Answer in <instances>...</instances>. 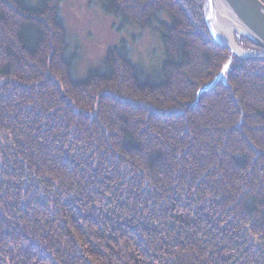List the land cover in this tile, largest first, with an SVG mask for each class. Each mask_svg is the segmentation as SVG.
Returning a JSON list of instances; mask_svg holds the SVG:
<instances>
[{
    "label": "trees",
    "instance_id": "trees-1",
    "mask_svg": "<svg viewBox=\"0 0 264 264\" xmlns=\"http://www.w3.org/2000/svg\"><path fill=\"white\" fill-rule=\"evenodd\" d=\"M61 1L0 0V264H264V61L196 104L231 53L208 0H98L164 60L75 79Z\"/></svg>",
    "mask_w": 264,
    "mask_h": 264
},
{
    "label": "rangeland",
    "instance_id": "rangeland-1",
    "mask_svg": "<svg viewBox=\"0 0 264 264\" xmlns=\"http://www.w3.org/2000/svg\"><path fill=\"white\" fill-rule=\"evenodd\" d=\"M18 1L38 8L42 0ZM60 14L67 27L68 55L73 60L75 79L85 78L92 69H102L111 46L125 47L137 66L153 79L158 78L165 54L156 31L121 23L104 13L98 0H62ZM4 79L0 76V83Z\"/></svg>",
    "mask_w": 264,
    "mask_h": 264
},
{
    "label": "water",
    "instance_id": "water-1",
    "mask_svg": "<svg viewBox=\"0 0 264 264\" xmlns=\"http://www.w3.org/2000/svg\"><path fill=\"white\" fill-rule=\"evenodd\" d=\"M206 20H208L211 34L216 41L226 46L230 51L228 59L223 64L219 74L209 83L201 86L197 93L196 104L202 94L216 87L221 81L230 86L228 72L234 57L244 60L264 61V1L263 0H208ZM224 12L227 16H224ZM230 33L232 40H230ZM235 33L252 39L261 51L243 47L235 39ZM249 51L243 54L235 51L234 46Z\"/></svg>",
    "mask_w": 264,
    "mask_h": 264
},
{
    "label": "bare ground",
    "instance_id": "bare-ground-1",
    "mask_svg": "<svg viewBox=\"0 0 264 264\" xmlns=\"http://www.w3.org/2000/svg\"><path fill=\"white\" fill-rule=\"evenodd\" d=\"M227 13V12H226ZM226 13L224 12V16H227L228 15V13H227V15H226ZM230 40H232V35H231V33H230ZM234 49H235V51H237V52H241V53H243V54H248L249 55V51H247V50H244V49H242V48H238L236 45L234 46ZM248 49V48H247ZM251 50V49H250ZM253 50V49H252ZM244 60V59H243ZM251 60H253V59H251ZM250 60V61H251Z\"/></svg>",
    "mask_w": 264,
    "mask_h": 264
}]
</instances>
